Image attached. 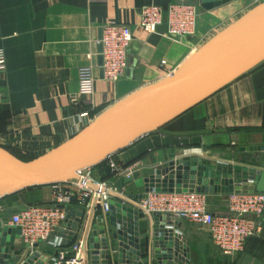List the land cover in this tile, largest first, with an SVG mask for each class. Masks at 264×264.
<instances>
[{
    "label": "crops",
    "instance_id": "obj_1",
    "mask_svg": "<svg viewBox=\"0 0 264 264\" xmlns=\"http://www.w3.org/2000/svg\"><path fill=\"white\" fill-rule=\"evenodd\" d=\"M171 1L0 0V51L6 65L0 70V148L22 162L44 155L130 93L168 77L169 71L175 72L211 39L264 3L186 0L198 6L199 19L196 33L185 38H170L167 29L150 32L141 25L143 6L165 7ZM109 21L129 25L134 37L129 68L118 80L104 79L101 68L102 28ZM84 79H93L94 88L90 97L81 98ZM214 144L228 153L213 150ZM191 146L197 148L190 150ZM246 147H264V61L113 156L119 169H141L145 177L178 159L202 158L213 168L219 162L259 165L262 152L242 150ZM103 171L95 166L90 175L100 179ZM123 179L118 188L126 194L111 196L139 215L134 225L127 210L115 215L114 223L128 229L126 241L114 239L112 220L101 207L88 215L75 205L50 239L37 246H28L17 234L7 240L1 232L0 264L54 261L78 239L87 240L90 263L94 258L98 264H264V215L251 216L262 229L244 249L224 256L200 225L141 211L129 196L144 191L143 179L129 184ZM53 194L52 185H43L0 198V215L8 214L11 226L15 212L31 204H50ZM206 194L213 213L228 212V193ZM135 238L138 250L131 245ZM58 241L62 246H56ZM91 243L97 246L90 247ZM85 258L87 263L86 252Z\"/></svg>",
    "mask_w": 264,
    "mask_h": 264
},
{
    "label": "water",
    "instance_id": "obj_2",
    "mask_svg": "<svg viewBox=\"0 0 264 264\" xmlns=\"http://www.w3.org/2000/svg\"><path fill=\"white\" fill-rule=\"evenodd\" d=\"M160 29L166 30L167 27L162 25L158 27ZM263 61L264 3L211 39L173 75L130 93L65 143L44 155L22 162L0 148V198L36 186L77 179L79 171L101 164L144 136L162 128ZM242 150L261 151L259 165L219 162L213 168L203 163L202 158L178 159L164 169L154 170L148 177L143 176L141 169H136L126 175L123 182L129 184L143 179L144 193L131 195L136 199L146 197L151 191L264 192V147H246ZM68 209L73 210L72 207ZM123 210L129 214L130 225H134V222L138 224L139 219L138 211L114 200L110 201V210L106 215L112 220L114 239L120 241H126L128 229L123 230L114 220L115 215L120 217ZM154 215L172 220L169 215ZM8 221V214L0 215V233H5L7 240L12 234L20 236L19 227L9 226ZM131 229L132 226L129 228L130 236ZM85 242L87 264H98L94 258L89 262V245L87 240ZM131 245L138 250L139 239L135 238ZM94 246L97 245L90 244V247ZM93 253L96 254V251ZM36 264H54V261L48 259L46 263Z\"/></svg>",
    "mask_w": 264,
    "mask_h": 264
},
{
    "label": "built area",
    "instance_id": "obj_3",
    "mask_svg": "<svg viewBox=\"0 0 264 264\" xmlns=\"http://www.w3.org/2000/svg\"><path fill=\"white\" fill-rule=\"evenodd\" d=\"M140 18L141 25L150 32H157L159 26L166 25L168 37L185 38L196 33L199 9L196 4L186 0H172L165 7L157 4L143 6ZM133 38L132 29L127 24L109 21L103 26L100 42L104 79L118 80L126 74ZM166 64V60L161 62L162 67ZM5 66V56L0 51V70H4ZM173 73L169 71L167 76ZM93 88L94 80L84 79L81 98L90 97ZM111 167L114 172L123 174V178L135 171V168L127 167L121 172L114 161ZM88 170L79 171L77 179L70 182L53 184L54 194L50 204H31L11 216V225L19 227L26 244L34 246L48 241L66 220L69 207H82L88 215L99 207L105 213L109 212L113 189L93 178ZM89 181L92 185L88 184ZM134 202L145 214L169 215L172 219L186 220L207 229L212 242L224 256H233L242 251L248 239L262 229L261 224L251 216L264 215V192L228 193V212L219 214L209 209L207 194L198 191H151ZM85 245V239H78L67 252H60L54 257V264H85ZM56 246H62V241H58Z\"/></svg>",
    "mask_w": 264,
    "mask_h": 264
},
{
    "label": "rangeland",
    "instance_id": "obj_4",
    "mask_svg": "<svg viewBox=\"0 0 264 264\" xmlns=\"http://www.w3.org/2000/svg\"><path fill=\"white\" fill-rule=\"evenodd\" d=\"M197 146V145H196ZM214 147H212V148H217V149H213V150H215V151H219V152H227L228 153V151H227V149H223V146L222 145H219V146H221V149L222 150H220V149H218V147H216L217 145H213ZM191 149L190 150H192V148H197V147H190ZM187 149V148H186ZM181 150H184L183 148H181V149H178V151H177V153H179V152H181ZM195 151V150H194ZM198 151V150H197ZM114 158H115V156H112L111 158H109L108 160H107V162L105 163L106 164V166H110V169H111V171H110V169L108 170L107 168H105V167H103V174L104 175H102L103 177H99L100 179H97V180H99V181H102V182H105V183H107L110 187H112V192H113V194L114 193H119V192H122V193H125L126 194V192H123V190L122 191H120L119 190V188H118V182H120L122 179H123V177H122V175H121V173H119V172H114L113 170H112V167H111V164H112V161H114ZM165 167H168V165H165V166H163V167H161V168H165ZM121 170H123V171H125V169H120V171ZM122 171V172H123ZM88 173H90V169L87 171ZM154 173V170L152 169V170H150V171H148V173H147V175H145V177H148L149 175H151V174H153ZM119 177V178H118ZM119 179V180H118ZM141 184V186H142V182L140 183ZM142 193H144V191L143 192H134L133 193V195L134 194H142ZM132 200H134V201H137L136 200V198H133V197H131V196H129ZM111 200H114L116 203H118L119 201H117V200H115V199H113L112 198V196H111ZM121 202H123L122 200H121ZM37 204V203H36Z\"/></svg>",
    "mask_w": 264,
    "mask_h": 264
},
{
    "label": "trees",
    "instance_id": "obj_5",
    "mask_svg": "<svg viewBox=\"0 0 264 264\" xmlns=\"http://www.w3.org/2000/svg\"><path fill=\"white\" fill-rule=\"evenodd\" d=\"M106 162H107V160L104 161V162H102L101 164L97 165V167H99V168L102 169V167H105V166H106V164H105ZM105 168H107V169L109 170V169H110V166L108 165V166H106ZM110 171H111V169H110Z\"/></svg>",
    "mask_w": 264,
    "mask_h": 264
},
{
    "label": "bare ground",
    "instance_id": "obj_6",
    "mask_svg": "<svg viewBox=\"0 0 264 264\" xmlns=\"http://www.w3.org/2000/svg\"><path fill=\"white\" fill-rule=\"evenodd\" d=\"M248 72H249V71H248ZM88 184H91V181H89ZM85 264H86V258H85Z\"/></svg>",
    "mask_w": 264,
    "mask_h": 264
}]
</instances>
